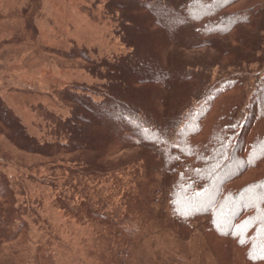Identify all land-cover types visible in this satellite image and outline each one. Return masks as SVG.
<instances>
[{
  "label": "trees",
  "instance_id": "1",
  "mask_svg": "<svg viewBox=\"0 0 264 264\" xmlns=\"http://www.w3.org/2000/svg\"><path fill=\"white\" fill-rule=\"evenodd\" d=\"M93 5L113 24L126 54L98 59L87 48L75 49L70 58L84 61L98 82L57 93L62 106L58 117L44 115L53 126L42 139L0 97L1 133L8 129L15 142L47 156L85 153L78 167L66 164L64 172L97 183L113 175L108 164L120 171L133 163L108 159L137 150L141 204L152 195L165 199L184 239L203 223L220 264H264V0ZM65 182L64 208L92 215L88 205L95 201L88 196L83 206L69 208L76 187ZM18 213L8 210L13 218ZM0 214L3 223L4 208Z\"/></svg>",
  "mask_w": 264,
  "mask_h": 264
},
{
  "label": "rangeland",
  "instance_id": "2",
  "mask_svg": "<svg viewBox=\"0 0 264 264\" xmlns=\"http://www.w3.org/2000/svg\"><path fill=\"white\" fill-rule=\"evenodd\" d=\"M93 4L94 0H0V97L38 139L53 126L44 115L58 117L59 91L98 82L84 61L70 58L75 49L87 48L98 59L127 52L102 8ZM1 132L0 209L5 214L0 223V264H220L203 235V223L195 224V233L184 239L165 199L152 195L141 204L138 186L143 176L136 170L137 150L108 159L120 164L131 158L133 163L120 171L108 164L113 175L100 176L97 183V178L64 172L71 165L78 167L85 153L47 156L30 144L15 142L10 130ZM53 178L58 181H50ZM70 179L76 190L69 208L83 206L88 196L95 201L88 205L92 215L70 214L61 204ZM100 200L104 209L98 207ZM88 206L85 210L90 211ZM9 208L21 210L19 217H10ZM133 208L138 212L130 213Z\"/></svg>",
  "mask_w": 264,
  "mask_h": 264
}]
</instances>
